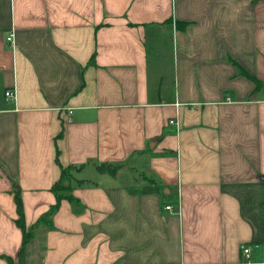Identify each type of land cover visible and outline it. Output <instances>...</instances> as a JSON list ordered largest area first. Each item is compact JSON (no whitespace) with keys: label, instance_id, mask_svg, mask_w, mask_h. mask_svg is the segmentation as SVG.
<instances>
[{"label":"crops","instance_id":"0c3cea01","mask_svg":"<svg viewBox=\"0 0 264 264\" xmlns=\"http://www.w3.org/2000/svg\"><path fill=\"white\" fill-rule=\"evenodd\" d=\"M262 176L264 0H0V264H264Z\"/></svg>","mask_w":264,"mask_h":264},{"label":"trees","instance_id":"16d2710c","mask_svg":"<svg viewBox=\"0 0 264 264\" xmlns=\"http://www.w3.org/2000/svg\"><path fill=\"white\" fill-rule=\"evenodd\" d=\"M256 84L259 85V81L256 79L255 80ZM124 164H115L111 162H106V163H99L97 164V169L101 173H109L113 176L116 175V173L121 169V167ZM72 170L73 167H63L61 171V179L52 187L53 192L56 193L57 196V202L51 206L52 208L49 210L48 213L42 216V220H45L46 222H50V218L52 215H54L58 209H59V204L63 197H68L71 201H74L75 198L71 194V190L73 189V181L74 177L72 176ZM82 181V180H81ZM16 194L15 196V201H16V208H18V214L19 217L16 220V223L19 225V227L23 231V242H22V247H21V254L26 245L33 239V228H27L26 223L24 222V208L22 205V198H21V193L20 189L17 187L16 190L14 191Z\"/></svg>","mask_w":264,"mask_h":264},{"label":"rangeland","instance_id":"374dc122","mask_svg":"<svg viewBox=\"0 0 264 264\" xmlns=\"http://www.w3.org/2000/svg\"><path fill=\"white\" fill-rule=\"evenodd\" d=\"M153 43V52L156 50L157 45L161 44L162 47V59L160 61L161 68L164 76V87L168 89L169 91H172L174 86V78H175V72H174V43L170 39V36L164 35L161 37V41L157 43ZM151 44L149 43V46ZM157 79L160 80V76H156Z\"/></svg>","mask_w":264,"mask_h":264},{"label":"built area","instance_id":"2783aa9c","mask_svg":"<svg viewBox=\"0 0 264 264\" xmlns=\"http://www.w3.org/2000/svg\"><path fill=\"white\" fill-rule=\"evenodd\" d=\"M13 38L14 34L12 33L11 36L8 38V41L13 44ZM6 97L9 101H14L15 100V91H12L10 89L6 90ZM171 124H178V122L174 119L170 120ZM165 210L172 211L173 210V205L172 204H166ZM250 253V248L249 247H243V254L248 257Z\"/></svg>","mask_w":264,"mask_h":264},{"label":"water","instance_id":"95a60500","mask_svg":"<svg viewBox=\"0 0 264 264\" xmlns=\"http://www.w3.org/2000/svg\"><path fill=\"white\" fill-rule=\"evenodd\" d=\"M153 143H154V141H152V143H151L152 146H153ZM261 178L264 179V176H262Z\"/></svg>","mask_w":264,"mask_h":264}]
</instances>
